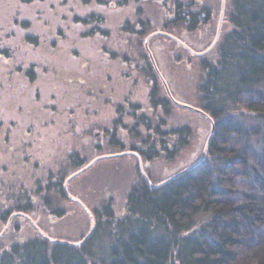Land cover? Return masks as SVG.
<instances>
[{
    "label": "trees",
    "instance_id": "1",
    "mask_svg": "<svg viewBox=\"0 0 264 264\" xmlns=\"http://www.w3.org/2000/svg\"><path fill=\"white\" fill-rule=\"evenodd\" d=\"M19 1L29 4L28 8L34 2L47 5L42 11L29 8L31 19H14L12 26L17 29L7 33L15 40L5 43H16L19 48L23 45L34 56L24 72L26 82H36L40 72L45 81L55 73L65 71V77L60 74L59 81L69 88L72 85L77 94L74 98L80 99L83 94L98 96L103 92L102 100L106 98V104L113 106L116 116L112 120L113 129L108 130L102 124L93 125L100 128L107 142L97 143L92 138L95 144L64 152L63 157L56 160L58 168L55 171L47 165L39 167V162L33 163L30 173L38 168L46 170V180L35 177L34 181L18 186L0 182V225L15 213L11 225L13 220L23 216L17 214L21 211L29 215V219L24 220L30 222L31 229L20 236L19 223L15 220L11 231L9 225L2 232L0 264H264V239L246 242L241 235L245 233V227H264V0H223V19L212 46L222 0H171V11L152 7L147 16L139 7L136 10L139 14L133 19L123 10L128 0H77V8L72 5L74 0ZM43 13L55 17L53 22L42 18ZM224 23L228 26L223 30ZM152 28L164 31L150 35H163L162 38L175 44L181 53L176 61L182 63L183 72L180 63H174L173 58L168 63L180 67L179 77L175 78V74L167 70L169 57L162 55L164 49L158 43L154 44L152 58L145 56L140 39L147 38ZM58 41L63 43L64 49L58 48ZM67 41L79 51L67 47ZM43 43H47L57 56L44 55ZM1 47L0 54L6 55L7 46ZM90 49L96 51L94 57L102 59L104 64L95 67L92 62L89 69L90 57L87 59L82 55L84 50ZM127 51L136 52L140 57H130ZM73 58L79 59L84 71L70 76L67 65ZM113 59L117 60L107 67V61ZM129 68L142 72L150 84L147 99L148 108L154 109L151 116L137 115L141 105L130 102L128 96L116 101L108 92L111 76L119 77L120 84L130 80ZM93 70L101 71L103 80L94 79ZM164 82L167 85L171 82V87ZM180 87L183 89L178 90ZM70 94L71 90H63V99L59 103L66 104L67 97H72ZM175 100L190 103L195 122L201 125L194 128L190 124L193 121L185 117L184 122L170 126V133L176 138L171 149H167V145L161 146L167 131L161 133L163 118L156 110L163 109L171 115L175 110L173 103L177 104ZM242 100L247 101L244 108ZM53 108L57 111L54 105L50 110ZM235 115H244L262 124L245 131ZM121 116L136 119L132 124L121 125V129L131 135L132 143L117 136ZM47 123L53 124V121ZM137 125L152 129L161 137L151 141L148 134L142 138ZM207 128L210 131L212 128V134L205 147L210 134L209 131L207 135ZM242 129L247 135L255 133L253 141L263 155V163L258 167L253 166L251 157L244 150L226 145V136L231 132L240 133ZM25 133L30 135L31 130ZM205 137L206 141L197 149L198 141ZM157 144L163 149L159 155L166 151V157L173 158L188 147L189 153L194 151V157L183 168L156 181L151 180V174L140 173L135 163L133 177L127 182L123 209L116 211L109 195H97V204L90 209L92 230L83 241L85 235L68 241L52 237L51 232L42 231L45 235L39 232L36 219L39 214L35 212L38 200L43 202L49 215L67 214L64 201L69 197L63 187L67 176L97 158L82 171L88 170L104 157H100L105 155L103 153L111 152L108 150L112 147L118 148L114 151L127 150L124 153L139 151L142 159L155 160ZM202 147L206 150L200 159ZM26 157L22 159H28ZM1 165L4 169L5 164ZM246 175L258 181L260 197L255 199L251 194L244 202H237L236 186ZM51 185L55 191L53 197L47 191ZM46 229L53 231L51 227ZM5 236L9 238L7 242L3 239Z\"/></svg>",
    "mask_w": 264,
    "mask_h": 264
},
{
    "label": "rangeland",
    "instance_id": "2",
    "mask_svg": "<svg viewBox=\"0 0 264 264\" xmlns=\"http://www.w3.org/2000/svg\"><path fill=\"white\" fill-rule=\"evenodd\" d=\"M161 4L165 6H162ZM28 5L20 3L19 0H0V47L7 46L5 48L8 50L6 55L0 54V182H4L6 184H15L16 186H18L20 183L26 184V182H32L34 181L35 177H42V181L46 180V170H40L38 168V170H34L30 173L33 163L36 164L39 162V167L42 168V166L47 165L48 168L51 167L55 171V169L58 168V161L56 160L61 159L64 152L71 150L73 147L74 149L76 148L80 150L83 148V145H91L92 143L95 144V142L104 143L106 140L104 139L103 132L100 131L99 127L93 125L102 124L104 127L108 128V130L113 129L112 120L116 116L113 106L110 103L106 104V98L102 100L105 97V93L103 96V92H99L98 96L94 94L90 96L89 94H83V96L80 95V99L74 98V95L76 96L77 94L72 89V85H70L71 88H69L64 86V84L59 81L60 74L62 77H65V71H63V73L59 72L58 75L55 73L54 76L51 78L48 77L45 81L44 76H42L40 72L36 82H26L24 72L29 63L34 60V56L32 53H28L25 50V46L23 45L19 48L16 47V43L9 44L5 42H11L12 40H15V37L9 36L11 30L17 29L16 26H12V21L14 19H31L32 12L29 10V8L42 11L43 8L47 7V5H40L36 2H34L29 8ZM72 5H75V8H77V0H74ZM171 5V0H128V5L124 6L123 10H126L128 12V17L133 19V17H136L139 14L136 13V10L139 7L144 9L147 16H149L148 11H152V7L159 8L160 11L165 12L166 9L171 11ZM63 13H65V10ZM41 16L50 22H53L52 19L55 18L45 15V13L41 14ZM8 25H11L12 27H9ZM227 26L228 24L224 23L223 30L226 29ZM161 30V28H152L147 33V35H150L151 32L155 33ZM163 31L164 30H162V32ZM122 35L126 36V34ZM49 37L50 36L47 35V38ZM162 37L163 35L160 34L151 35L148 39L149 41H147V48H145L144 45L146 37H141V46L144 49L145 56H147V58H152L154 44L158 43L159 46H162L164 49L162 51V55L169 57L166 61L167 70L172 71L175 74V78H177L181 74V70L179 68L182 66V63L177 62L176 59L181 56V53L176 48L175 44H170L168 40ZM214 39L212 41H214ZM67 43V47L78 50L77 48L71 47L73 45H69L70 41H67ZM47 45V43H43V46L45 47L43 54L46 56H52L55 54L57 56V53H55L54 50H51V48ZM58 48L64 49L63 43L61 44L58 41ZM127 52L130 57H140V54L138 55L136 52ZM120 55L121 54H119V56ZM82 56H85L87 59L90 57L88 60V66H90L89 69L91 68L92 62L95 67L104 64L102 63V59H96L94 57L97 56L96 51L94 52L91 49L88 51L84 50V54ZM170 59L174 61V63H180V67L174 66L173 64L168 65ZM116 60L117 59L107 61V67H111L113 62ZM67 67V72L70 70V73H67V75L70 76L78 73L80 74L81 71L83 73L84 71L81 69L82 66L80 65L79 59L76 58L70 59ZM127 70L130 72V80L127 81V83L120 84L119 77H116L115 75L111 76L112 80L110 83L108 82L109 94L116 101H121L122 98L128 96L130 102L139 103L141 105V109L137 111V115L146 113L151 116L152 113H154V109L148 108L149 104L147 99L150 84L147 82L142 72H137L136 70H132L130 68ZM106 71L111 72V70ZM100 72L101 71L99 70H93L94 74L92 76L94 79L99 81L103 80V76L100 74ZM102 73H104V71H102ZM169 77L172 79L170 74ZM161 84L164 86L163 83ZM164 84L166 83L164 82ZM166 86L170 88L171 82L170 85L166 84ZM180 89H183V87H180L178 90ZM63 90H71L70 96L72 97H67L66 100L68 101L66 104L59 103L60 100L63 99ZM100 93L102 95H100ZM175 101L180 104L173 103V106L175 105V110H173L172 114L169 116L166 114V112H164L163 109L156 110L157 115L160 114L163 118L161 133H163L164 130L167 131L164 132V141L161 142V146L162 144H165L167 145V149H171L170 146L175 143L176 138L175 135H171L170 126L178 124V121L184 122V119H186L185 117H188L190 120L195 122V116L192 114L193 111L189 107L190 103L183 102L181 100ZM240 102L241 105H244V108L247 101L242 100ZM53 105L55 108L57 107V111L54 108L51 109L54 111L50 110V107ZM234 117L235 119L239 118L240 122L243 123L242 128L245 131L248 128H252L253 126L257 127V125L260 126L262 124L261 121L257 122L255 119H248L244 115H235ZM35 120L38 122L35 123ZM134 120L136 119H133L129 116L120 117V126L117 127V136H119V138L124 142L132 143V140L130 139L131 135H127L124 128L121 129V125L132 124L135 122ZM48 121H53V124H48ZM155 121H157V117ZM193 122L190 121V124H192L194 128H196L197 125L200 127L201 123L197 121L195 123ZM137 128L142 131L141 134H139L142 138H146L145 136L149 134L148 136H150L149 139L151 141H153V139H159V133H155L152 129L148 130L143 125H137ZM243 129L240 133L233 134V132H231L228 134V136H226V145L237 150H244L246 154L251 157L253 166L258 167L259 164L262 165L263 163V155L258 147V144L253 141V138H255V133L247 135ZM29 130H31L30 135L25 133V131ZM206 131L208 135L210 128H207ZM73 134H75L77 137H75ZM92 138H94L95 142L92 141ZM205 141L206 137L204 140H199L197 149H199ZM159 145L157 144L156 146L158 154L156 155L157 158L151 161L142 159V156L138 154L141 153L139 151H135L133 153H124L127 150L119 152L114 151L118 150V148L112 147L108 150L111 151L109 153L100 152L105 155L111 154L112 156H106L97 160V162H95L94 165L88 170L77 174L67 183L66 190L68 193L71 196L79 199L80 202L69 198V200L64 201L67 214L62 216H53L49 215V213L45 211L42 205L43 202L38 200L36 202L37 208L35 212L39 214V216L36 218L39 226L37 224L36 225L40 227L44 233L50 234L51 232L50 235L52 237L74 241L81 235H86L88 233L90 222L89 214L87 213L86 209L90 212V209L93 208L92 206L97 204V195H109V197L112 199L114 209H116L118 212H120L119 210L123 209L125 192L128 188L127 182H129V180L133 177L135 163L140 169V173H143L146 176L147 173H149L152 175L151 180L156 181L157 179H160L174 171H177L180 168H183L184 165L192 161L194 157V151L189 153L188 147L181 150L178 154L173 156V158L166 157V151H162V153L159 155L158 152L163 150ZM200 153L202 154V150ZM87 154L89 155V153ZM118 154L124 156L118 158L116 156ZM22 157H26L28 159H22ZM1 164H5L4 169ZM51 173L55 174L54 172ZM253 179V176L246 175V178H242L238 181V185L236 186V190L238 191L236 193L238 197V199H236L237 202H244L247 197L251 196V194L255 199L260 197V192L257 191L259 188L258 181ZM42 181L40 182L42 183ZM52 182L53 181L49 183L52 184ZM51 188L52 185L50 186V190L48 189L47 191H49L48 195L53 197L55 195V191H53ZM44 192L45 190L43 193ZM17 214H20V216L23 214L27 215L21 211L17 212ZM262 215L264 216V214ZM22 217L15 219L16 221L18 220L17 223H19L18 232H20V236L28 234L31 230L28 224L30 222L25 221L26 217ZM15 220H13L11 225L9 223L11 226L10 227L8 225L9 231H11ZM6 222L0 225V232H2ZM49 227H51L53 231H48L46 229ZM243 230L246 231L241 235L246 242L264 239V227L261 229H255L248 226L245 227V229L243 228ZM3 239L5 242H7L9 238L5 236Z\"/></svg>",
    "mask_w": 264,
    "mask_h": 264
},
{
    "label": "water",
    "instance_id": "3",
    "mask_svg": "<svg viewBox=\"0 0 264 264\" xmlns=\"http://www.w3.org/2000/svg\"><path fill=\"white\" fill-rule=\"evenodd\" d=\"M223 3H224V1L222 0V3H221V10H220V15H219V21H218L217 29H216V35H215V37H214L215 39H214V41L212 42L211 46L214 45V43H215V41H216V38H217V36H218L219 30H220V25H221V21H222V14H223V12H222V11H223ZM150 36H151V35H149V36L145 39V43H144L145 48H147V41H148V38H149ZM211 46H210V47H211ZM176 103H177V102H176ZM177 104H180V103H177ZM211 134H212V128H211L210 134H209V136H208V139H207V141H206L205 147H206V145H207V143H208V141H209V138H210ZM205 147H204L203 152H202V154H201V156H200V159H202L203 156H204V154H205V150H206ZM103 156L105 157V156H108V155H101L100 157H103ZM98 158H99V157H98ZM95 159H97V158H94L89 164H87V166L90 165ZM87 166H84L83 168L79 169L77 172L71 174L70 176H68V177L66 178V180H64V182H63L64 191H65L66 195H67L69 198L74 199V200H76V201H79V199H77V198L71 196V195L68 193V191L66 190L67 180H68L70 177H72V176H74L75 174H77L78 172H80V171H82L83 169H85ZM141 171H142V169H141ZM144 175H145V174H144ZM79 202H80V201H79ZM86 211H87V213L89 214V218H90V222H91V228H90L89 232L84 236V238H83L81 241H83V240H85V239L87 238V236L90 234V232H91V230H92V226H93V217H92L91 213H90L87 209H86ZM13 214H15V213H13ZM13 214H11V215L9 216V218H8V220H7V222H6V225H5V227L3 228L2 232H3V231L7 228V226L9 225L10 220H11V217L13 216ZM23 216L26 217L27 219H29V217H28L27 215L23 214ZM32 223H33V222H32ZM33 224H34V226H36L35 223H33ZM36 228H38V227L36 226ZM38 230H39V232H41L43 235H45V234L42 232V230H40L39 228H38ZM2 232H0V235L2 234Z\"/></svg>",
    "mask_w": 264,
    "mask_h": 264
}]
</instances>
